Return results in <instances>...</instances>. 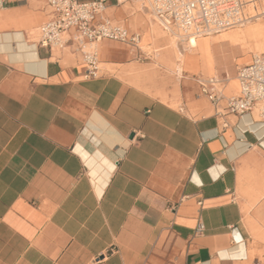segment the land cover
<instances>
[{
	"label": "crops",
	"instance_id": "1",
	"mask_svg": "<svg viewBox=\"0 0 264 264\" xmlns=\"http://www.w3.org/2000/svg\"><path fill=\"white\" fill-rule=\"evenodd\" d=\"M144 1L106 15L147 53ZM49 18L45 0L0 10V264H264V124L197 83L234 95V65L172 94L126 73L139 48L104 40L106 66L86 77L80 54L38 44Z\"/></svg>",
	"mask_w": 264,
	"mask_h": 264
},
{
	"label": "built area",
	"instance_id": "2",
	"mask_svg": "<svg viewBox=\"0 0 264 264\" xmlns=\"http://www.w3.org/2000/svg\"><path fill=\"white\" fill-rule=\"evenodd\" d=\"M109 0H45L50 18L39 28L38 44L50 51L72 49L82 56L86 77L101 73L99 47L104 40L140 48L141 34L114 23L106 15ZM254 1V0H250ZM149 11L168 31L179 36L220 33L248 19L246 0H147ZM7 0H0V10ZM239 90L226 96L218 76L197 77L200 92L228 114L256 110L264 124V52L254 53L237 72ZM259 264V263H256Z\"/></svg>",
	"mask_w": 264,
	"mask_h": 264
},
{
	"label": "rangeland",
	"instance_id": "3",
	"mask_svg": "<svg viewBox=\"0 0 264 264\" xmlns=\"http://www.w3.org/2000/svg\"><path fill=\"white\" fill-rule=\"evenodd\" d=\"M246 1L248 2L246 21L220 33L196 36L198 45L190 47V37L193 36H179L166 30L151 14L145 0L143 4L148 11V28L142 32V47L147 53L139 48L137 55L126 58L124 61L136 64L132 72L128 69L126 73L157 83L172 94L189 93L193 89L197 91L193 81L194 74L219 72L228 77L229 67L234 65V75L237 76L238 69L244 66L240 62H245V58H250L254 53L264 52V0ZM231 35L238 37L235 40L230 38ZM191 56L198 57L197 61L189 62ZM99 63L102 72L106 65L100 60ZM187 63L199 69L192 71L191 68H187ZM181 68H184V71H179ZM255 218L257 219L256 216ZM255 236L261 240L259 243L263 246L264 236L258 234ZM256 251L264 256V249Z\"/></svg>",
	"mask_w": 264,
	"mask_h": 264
},
{
	"label": "bare ground",
	"instance_id": "4",
	"mask_svg": "<svg viewBox=\"0 0 264 264\" xmlns=\"http://www.w3.org/2000/svg\"><path fill=\"white\" fill-rule=\"evenodd\" d=\"M191 36H193V35H191ZM191 39H190V44H192V45H196V36H193V37H190Z\"/></svg>",
	"mask_w": 264,
	"mask_h": 264
}]
</instances>
